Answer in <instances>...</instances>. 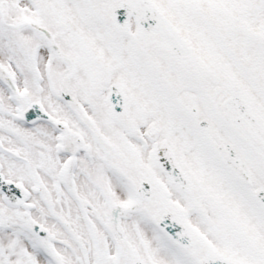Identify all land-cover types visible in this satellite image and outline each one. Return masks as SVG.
I'll return each mask as SVG.
<instances>
[{
  "label": "snow or ice",
  "instance_id": "obj_1",
  "mask_svg": "<svg viewBox=\"0 0 264 264\" xmlns=\"http://www.w3.org/2000/svg\"><path fill=\"white\" fill-rule=\"evenodd\" d=\"M0 264H264V0H0Z\"/></svg>",
  "mask_w": 264,
  "mask_h": 264
}]
</instances>
